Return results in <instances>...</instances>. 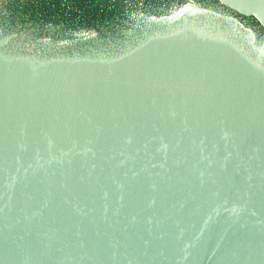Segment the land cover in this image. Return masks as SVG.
I'll list each match as a JSON object with an SVG mask.
<instances>
[{
    "label": "water",
    "instance_id": "95a60500",
    "mask_svg": "<svg viewBox=\"0 0 264 264\" xmlns=\"http://www.w3.org/2000/svg\"><path fill=\"white\" fill-rule=\"evenodd\" d=\"M0 264H264V0H0Z\"/></svg>",
    "mask_w": 264,
    "mask_h": 264
}]
</instances>
